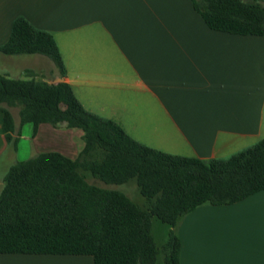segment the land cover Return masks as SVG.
<instances>
[{
  "label": "crops",
  "instance_id": "1",
  "mask_svg": "<svg viewBox=\"0 0 264 264\" xmlns=\"http://www.w3.org/2000/svg\"><path fill=\"white\" fill-rule=\"evenodd\" d=\"M18 17L53 36L65 73L43 55L0 53L7 78L67 83L86 110L174 156L225 160L264 139V37L209 29L192 0H0V47ZM83 147L79 129L44 124L34 135L26 124L14 148L0 113V194L24 158L58 152L75 160ZM175 230L180 264H264V192L203 205ZM0 264L93 258L0 254Z\"/></svg>",
  "mask_w": 264,
  "mask_h": 264
},
{
  "label": "trees",
  "instance_id": "2",
  "mask_svg": "<svg viewBox=\"0 0 264 264\" xmlns=\"http://www.w3.org/2000/svg\"><path fill=\"white\" fill-rule=\"evenodd\" d=\"M209 29L264 37L263 0H192ZM6 56L43 55L61 75L65 67L53 36L24 17L15 19ZM19 109L18 120L12 109ZM5 140L17 148L21 129L64 126L83 132L73 160L58 152L17 162L0 194V254L91 256L93 264H158L152 220L171 227L162 264H180L176 227L203 205L229 206L264 191V139L225 160L203 161L147 147L116 122L86 110L72 87L0 74ZM134 182L143 205L90 183Z\"/></svg>",
  "mask_w": 264,
  "mask_h": 264
},
{
  "label": "rangeland",
  "instance_id": "3",
  "mask_svg": "<svg viewBox=\"0 0 264 264\" xmlns=\"http://www.w3.org/2000/svg\"><path fill=\"white\" fill-rule=\"evenodd\" d=\"M23 77V76H22ZM21 76L19 79H26V77L22 78ZM15 118L18 120V112L19 109H12ZM27 158H24L23 160L25 161ZM28 160V159H27ZM90 183H94L95 185L102 187V188H108V189H116L119 190L126 195H128L135 203L139 205H143L145 203V199L139 194L137 186L134 182H130L129 184L122 185V186H112V185H106L98 180H93L92 177H89ZM264 192V191H263ZM171 230V227L168 226L167 224L161 222L158 218H153L152 220V234L155 239V242L157 243V247L159 249V262L158 264L163 263L164 256L162 254V247L163 245L167 242L168 240V234L169 231Z\"/></svg>",
  "mask_w": 264,
  "mask_h": 264
}]
</instances>
